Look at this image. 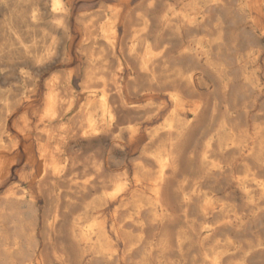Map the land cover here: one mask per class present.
<instances>
[{
    "label": "bare ground",
    "instance_id": "bare-ground-1",
    "mask_svg": "<svg viewBox=\"0 0 264 264\" xmlns=\"http://www.w3.org/2000/svg\"><path fill=\"white\" fill-rule=\"evenodd\" d=\"M0 264H264V0H0Z\"/></svg>",
    "mask_w": 264,
    "mask_h": 264
},
{
    "label": "rangeland",
    "instance_id": "rangeland-1",
    "mask_svg": "<svg viewBox=\"0 0 264 264\" xmlns=\"http://www.w3.org/2000/svg\"><path fill=\"white\" fill-rule=\"evenodd\" d=\"M78 63H73L72 66H76ZM49 77V74H46L45 75V78ZM43 106V98L39 95L35 96L32 100H30L26 106V108L28 109H32L33 111L35 110H39L41 109ZM18 116V114L14 117V119ZM30 117H31V122H32V125L34 126V124L36 123V120L35 118L33 117V114H30ZM13 119V120H14ZM12 130V129H11ZM13 131V130H12ZM33 135L31 136V138L29 139V141H26L25 144H29L31 148H33L32 152L34 154L35 157H37V160L40 159L39 158V150H38V146H39V143L41 144L42 142H47V139H45V137L43 138H37V136L35 135V133L33 132L32 133ZM36 137V138H35ZM39 139V141H38ZM44 139V140H43ZM43 140V141H42ZM24 144V142H23ZM36 145V146H35ZM36 148V149H35ZM25 160V161H24ZM26 165V155L21 152L20 153V158L18 160V164L17 166L15 167V171H19L20 169H22L24 166ZM17 168V169H16ZM17 178V179H16ZM14 179V180H13ZM19 181V178L18 176H13L10 180V183L9 185H14L16 183H18Z\"/></svg>",
    "mask_w": 264,
    "mask_h": 264
}]
</instances>
